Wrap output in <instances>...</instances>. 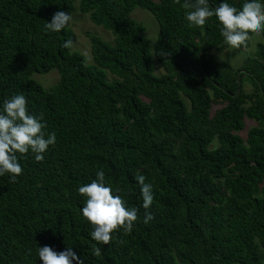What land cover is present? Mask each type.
Returning a JSON list of instances; mask_svg holds the SVG:
<instances>
[{"label": "trees", "instance_id": "1", "mask_svg": "<svg viewBox=\"0 0 264 264\" xmlns=\"http://www.w3.org/2000/svg\"><path fill=\"white\" fill-rule=\"evenodd\" d=\"M186 2L0 0V102L23 93L57 134L43 161L18 154L15 183L0 177V264H40L45 245L70 247L84 264H264V31L235 68L218 55L234 58L250 40L227 45L215 17L189 27ZM137 7L154 30L130 18ZM75 10L113 38L86 33L88 64L61 46L73 40L69 26L45 30L55 12ZM54 70L58 82L46 90L35 75ZM100 169L138 208L133 232L117 230L108 245L90 238L76 191ZM137 175L153 184L147 210Z\"/></svg>", "mask_w": 264, "mask_h": 264}, {"label": "clouds", "instance_id": "2", "mask_svg": "<svg viewBox=\"0 0 264 264\" xmlns=\"http://www.w3.org/2000/svg\"><path fill=\"white\" fill-rule=\"evenodd\" d=\"M184 6L190 9L184 17L189 27H202L215 17L224 42L232 48L246 45L250 32L264 31V0H242L239 7L229 0H220L216 7H210L208 0H193ZM72 19L71 13L57 11L45 24V30L60 32ZM73 44V40H67L61 46L69 49ZM46 129L43 113L32 112L23 93L10 95L0 102V177L8 175L10 182L15 183L23 174L18 154L31 153L36 162L44 160L49 147L57 143L56 132ZM135 180L142 206L147 210L154 201L153 184L146 182L144 175H137ZM76 191L84 198L80 214L91 225L93 241L108 245L117 230L125 234L133 232L138 221V208L129 206L124 189L114 188L106 182L103 169L96 171L95 178L79 185ZM152 219L153 215L147 212L143 222L148 224ZM99 251L97 248V253ZM36 255L40 264H84L70 247L57 252L51 246H39Z\"/></svg>", "mask_w": 264, "mask_h": 264}, {"label": "rangeland", "instance_id": "3", "mask_svg": "<svg viewBox=\"0 0 264 264\" xmlns=\"http://www.w3.org/2000/svg\"><path fill=\"white\" fill-rule=\"evenodd\" d=\"M73 3L75 4L76 8L78 7V2L79 0H72ZM78 1V2H77ZM72 21L68 24L69 29L71 30L73 34V41L74 44L72 46V51L79 52L81 53L87 61V64L90 63V61H93L91 51H90V43L87 38L86 33H90V35H95L100 38H102L106 42H112V36L109 32L103 30L101 27H97L94 24H92L89 20L88 15L82 14L75 10V12L72 14ZM130 18L137 23H140L144 25L146 28V24L151 25L152 30L155 29L154 26V21H152V17L149 13L146 11L142 10L141 8L137 7L135 10L131 13ZM156 23V22H155ZM157 27V24H156ZM157 33H158V27H157ZM157 33L156 31L153 32L149 28L147 29L146 35L148 39L151 42V48L153 49V45L156 42L157 38ZM250 47L249 49L245 50L244 53L242 52L240 55L232 58L229 56L230 52L227 51L222 55H218V58L221 61L228 60L229 64L235 68L239 67L243 60L249 56H253L256 52V45L258 42H262V31L256 32L254 36H252L250 39ZM154 73L156 75H160V67L158 63L154 59ZM35 79L40 82L44 89H49L51 86H54L59 79V75L54 71L49 72L47 74H38L35 75ZM249 83L245 81V91L248 92L250 91V86L248 85ZM253 124L247 123L246 129L243 132V136L246 135L247 130L252 127Z\"/></svg>", "mask_w": 264, "mask_h": 264}]
</instances>
